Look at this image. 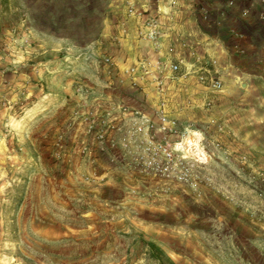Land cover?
Segmentation results:
<instances>
[{
	"label": "rangeland",
	"instance_id": "374dc122",
	"mask_svg": "<svg viewBox=\"0 0 264 264\" xmlns=\"http://www.w3.org/2000/svg\"><path fill=\"white\" fill-rule=\"evenodd\" d=\"M148 3L0 0V264H264V105Z\"/></svg>",
	"mask_w": 264,
	"mask_h": 264
},
{
	"label": "crops",
	"instance_id": "0c3cea01",
	"mask_svg": "<svg viewBox=\"0 0 264 264\" xmlns=\"http://www.w3.org/2000/svg\"><path fill=\"white\" fill-rule=\"evenodd\" d=\"M148 6L157 7L163 12L168 11L171 18L180 19V22L194 24L198 14L196 9H203L208 17V24L222 32L202 33L191 29V35L185 32L174 35L171 38L158 36L155 44L158 49L162 45L166 48L169 42L173 43L175 51L179 54H186L189 49L196 52L212 48L220 54L233 53L240 56L237 70L241 77V84L246 88L242 93L244 98L254 96L256 103L264 105V0H148ZM161 12V11H160ZM159 24L167 23L164 15L159 13ZM174 15V17H172ZM184 15V16H183ZM167 18V17H166ZM150 26V24H149ZM152 26L148 27L149 30ZM147 28V29H148ZM162 31V27H158ZM164 29V28H163ZM164 35V34H162ZM229 37V39H227ZM206 40V44L203 43ZM229 40H233L231 45ZM152 42V41H151ZM159 50H162L159 49Z\"/></svg>",
	"mask_w": 264,
	"mask_h": 264
},
{
	"label": "trees",
	"instance_id": "16d2710c",
	"mask_svg": "<svg viewBox=\"0 0 264 264\" xmlns=\"http://www.w3.org/2000/svg\"><path fill=\"white\" fill-rule=\"evenodd\" d=\"M145 254L158 264H175L157 245L146 243Z\"/></svg>",
	"mask_w": 264,
	"mask_h": 264
},
{
	"label": "built area",
	"instance_id": "2783aa9c",
	"mask_svg": "<svg viewBox=\"0 0 264 264\" xmlns=\"http://www.w3.org/2000/svg\"><path fill=\"white\" fill-rule=\"evenodd\" d=\"M154 28H156V26L153 27V31H152V36H153V38H155V37H154V36H155V35H154V32H155V29H154ZM170 68H171V71H172V72H175V71L178 70V66H177V65H172ZM216 85H219V83H216Z\"/></svg>",
	"mask_w": 264,
	"mask_h": 264
}]
</instances>
